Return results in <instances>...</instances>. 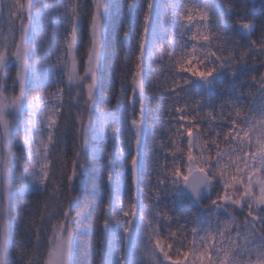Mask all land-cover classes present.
Returning <instances> with one entry per match:
<instances>
[{"label": "snow or ice", "instance_id": "snow-or-ice-1", "mask_svg": "<svg viewBox=\"0 0 264 264\" xmlns=\"http://www.w3.org/2000/svg\"><path fill=\"white\" fill-rule=\"evenodd\" d=\"M86 232L83 264H264V0H0V264Z\"/></svg>", "mask_w": 264, "mask_h": 264}, {"label": "trees", "instance_id": "trees-1", "mask_svg": "<svg viewBox=\"0 0 264 264\" xmlns=\"http://www.w3.org/2000/svg\"><path fill=\"white\" fill-rule=\"evenodd\" d=\"M117 2H121L122 3V0H117ZM165 2H166V0H165ZM194 2L195 3H202L203 0H194ZM257 7H258V5H257ZM258 15H259V13H258ZM108 63L109 64L111 63V58L109 59ZM107 71H108V69H107V66H106V74H107ZM220 86L221 87H226L227 86V82L225 81ZM43 90L44 91H48V90H51V89L45 88ZM34 92L35 91H30L29 92V97L33 96ZM109 92H110V82L106 79L105 80V84H104V89L100 93L101 98L104 99L105 101H107L109 99ZM73 94H75V91H73ZM65 99H67V97H65ZM111 101H112L111 104L105 103V104L101 105V107H103V108L114 107L115 106V97L114 96L111 97ZM219 102H220V100L217 99V103H219ZM153 103H155V102H153ZM149 107L151 109L152 105H150ZM149 127H151V116L149 117ZM147 142H148L149 147H151V144H152L151 136H149ZM13 151H18V149L14 148ZM67 151H68V158L71 159V153H72L71 141H69V146H68ZM146 151H147V149H146ZM93 176H95V173L94 172L90 173V178H89V180L87 182V185L85 187L81 188V191L83 192L84 197H85V200L82 202V205L84 203H86L87 201H89V200L94 201L97 198V196L100 195L99 190H97L96 192H93V183H94V180L92 179ZM90 192H93V195L89 196ZM181 197H184L186 199V196H185V193L183 192V190H181ZM42 198L43 197H41V196H34L32 194H25V195L17 194L16 195V203L24 204L26 202L33 201V200H38V199H42ZM103 199H107V194L106 193L103 194ZM126 199H127V194L125 193V200ZM13 207L15 208V203H14ZM181 207H183V206L180 204L179 198H177V208H181ZM192 210L194 211L195 208L193 207ZM97 211H98V209H97ZM89 226H90V219L85 221V224H84L83 227L86 229V228H89ZM95 235L98 236L99 233H96ZM16 238L17 239L19 238L18 229L16 230ZM90 239H95V236L91 232L83 233V234H81L78 237V241H77V243H78L77 258L81 261V264H83L84 260L86 259L85 249L87 248L88 241Z\"/></svg>", "mask_w": 264, "mask_h": 264}, {"label": "rangeland", "instance_id": "rangeland-1", "mask_svg": "<svg viewBox=\"0 0 264 264\" xmlns=\"http://www.w3.org/2000/svg\"><path fill=\"white\" fill-rule=\"evenodd\" d=\"M53 60H55V56H53ZM55 90V89H54ZM53 89H51V90H48V91H41L40 93H36V92H34V95L33 96H36V95H38V94H40V95H46V94H48L50 91H54ZM33 96H30L29 97V99H31Z\"/></svg>", "mask_w": 264, "mask_h": 264}, {"label": "water", "instance_id": "water-1", "mask_svg": "<svg viewBox=\"0 0 264 264\" xmlns=\"http://www.w3.org/2000/svg\"><path fill=\"white\" fill-rule=\"evenodd\" d=\"M185 196H186V193H185ZM186 198H187V196H186Z\"/></svg>", "mask_w": 264, "mask_h": 264}]
</instances>
